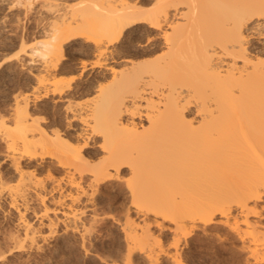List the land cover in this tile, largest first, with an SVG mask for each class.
Here are the masks:
<instances>
[{"label": "bare ground", "instance_id": "obj_1", "mask_svg": "<svg viewBox=\"0 0 264 264\" xmlns=\"http://www.w3.org/2000/svg\"><path fill=\"white\" fill-rule=\"evenodd\" d=\"M34 1L51 18L36 41L20 43L34 84L13 96L7 118L0 111V222L9 226L0 227V264L50 252L60 236L109 263L96 246L103 202H116L121 187L130 196L114 216L123 264H264V152L258 138L249 144L242 99L264 67L260 0H216L251 11L199 9L203 0H79L69 3L76 15L62 0L19 3ZM210 29L228 37L207 40ZM64 65L78 75L65 80ZM11 66L0 61V87ZM43 100L54 117L32 112Z\"/></svg>", "mask_w": 264, "mask_h": 264}, {"label": "rangeland", "instance_id": "obj_2", "mask_svg": "<svg viewBox=\"0 0 264 264\" xmlns=\"http://www.w3.org/2000/svg\"><path fill=\"white\" fill-rule=\"evenodd\" d=\"M5 1V2H4ZM15 3H16V1H17V3L16 4H18L17 6H16V4H15V6H14V8H12V6H11V9L9 8V10H8V8H7V6L8 5H11L12 3H11V1L9 0H0V24H1V22H2V25H0V27H2V28H0V57H3V58H5L6 59V57H9V59H7L8 60V62H7V64L8 65H12L13 63H17L16 65H14V66H11L12 67V69H11V72H12V77H13V75H15V72L17 73L13 78L11 77V78H9L8 80H7V82H9L8 83V85H7V83L4 85V86H7V87H4V86H1L0 87V111H2L1 112V114H3V115H1V116H4L5 118H7L6 116H5V114L6 115H8V109H9V107H10V105H11V103H9V102H11L12 100H13V98L15 97V95L17 94L18 96H22V94H24L25 92H26V90H31L32 88H31V86H32V84H34V79L31 77V75L28 73V70H29V68L26 66V65H29L28 64V62H26V58H28L26 55H25V53L23 52H20L19 53V51L21 50L20 49V43H21V41H22V39L23 40H27L26 42L27 43H32V42H34V40L35 39H37V38H39L38 36H40V35H42V34H39V33H41V31L45 28V27H47V25L49 24V21H51V18L49 17V15L47 14V11L45 10V11H42L43 10V8L42 9H38V8H40L39 7V3H38V1H34V2H32V4H31V6L30 5H26L25 3L26 2H28L29 0H26V2L24 3L26 6H27V8L28 9H31L30 11L25 7V6H21V2H22V5H23V1L22 0H13ZM12 1V2H13ZM19 1H20V3H19ZM55 1V0H54ZM59 1V3H60V0H58ZM62 1H64V5L66 6V5H68V6H70V7H68L69 8V14L68 15H70L72 12H73V14H74V11H72L71 12V5H76V3H77V1L78 2H80L79 0H62ZM76 1V2H75ZM84 1V0H83ZM2 2V3H1ZM65 2H68V3H66L65 4ZM33 3H35V4H33ZM61 3H63V2H61ZM71 5H70V4ZM73 3V4H72ZM3 4V5H2ZM5 4V5H4ZM13 5V4H12ZM20 5V6H19ZM33 5V6H32ZM28 6H30V7H28ZM34 6H36V7H34ZM78 8H79V5H76ZM27 9H25V8ZM34 9V8H37L38 10H39V13L38 12H34V10H32V8ZM67 7V6H66ZM75 10V9H74ZM40 11H42V12H40ZM77 11H79V10H77ZM75 12H76V10H75ZM35 13V14H34ZM40 13H42V14H40ZM45 13H46V15H45ZM23 14V15H22ZM45 15V17H44V15ZM26 15H28V16H26ZM74 15H76V14H74ZM6 16V17H5ZM19 16V17H18ZM48 17V19L46 20V18ZM8 18V19H7ZM18 18V19H17ZM60 18V17H59ZM59 18H57L58 20L57 21H60V19ZM20 19V20H19ZM40 19V20H39ZM50 19V20H49ZM44 20V21H43ZM19 21V22H18ZM21 21V22H20ZM29 21V22H28ZM4 22V23H3ZM43 22V23H42ZM19 23V24H18ZM45 23V24H44ZM48 23V24H47ZM4 24V25H3ZM37 24H39V25H37ZM47 24V25H46ZM19 25V26H18ZM24 25V26H23ZM39 26V27H38ZM41 26V27H40ZM45 26V27H44ZM5 28V29H4ZM36 29V30H35ZM6 30V31H5ZM23 30V31H22ZM34 34V35H33ZM8 35V36H7ZM9 36H10V38H12V39H10L9 38ZM35 37V38H34ZM9 40V41H8ZM4 41V42H3ZM36 41V40H35ZM10 43V44H9ZM31 45V44H30ZM17 49V50H16ZM20 49V50H19ZM22 51V50H21ZM15 52H16V54H15ZM11 55H10V54ZM21 54V55H20ZM22 54H24L23 56H22ZM13 55H17V57L16 58H18V60L15 58V56H13ZM10 56H11V58H10ZM22 56V57H21ZM26 56V57H25ZM88 58H90L91 56L89 55V56H87ZM22 58V59H21ZM15 59V60H14ZM21 59V60H20ZM24 59H25V62H24ZM12 60H14V62H12ZM0 61H2V60H0ZM16 61V62H15ZM27 61H29V58H28V60ZM10 62V63H9ZM23 62H24V64H23ZM26 63V64H25ZM19 65H23V67H24V69H23V67H19ZM64 67V68H63ZM73 69H72V68ZM62 69V72H61V70H60V74L62 75V77L65 79V80H69L70 78H72L74 75L76 76V75H78V73H79V70H77L76 71V69L77 68H75V67H73V66H71L70 65V67H69V65H64V66H62L61 67ZM14 69H15V71H14ZM17 69V70H16ZM27 69V70H26ZM30 70H31V68H30ZM32 71H33V69H32ZM36 71V70H35ZM74 74H73V73ZM78 72V73H77ZM26 74V75H25ZM72 75L71 77H70V75ZM24 75L26 76V77H24ZM30 75V76H29ZM28 76V77H27ZM17 79V80H16ZM32 80V81H31ZM16 81V82H15ZM30 84V85H29ZM27 85H28V87H30V89H28V87H27ZM21 88V89H20ZM7 89V90H6ZM16 92V93H15ZM21 92V93H20ZM24 92V93H23ZM15 93V94H14ZM20 94V95H19ZM16 95V96H17ZM14 96V97H13ZM12 97V98H11ZM83 98H84V100L86 101V102H89L90 100H91V95H84V96H82ZM12 99V100H11ZM82 99V98H81ZM80 98H79V102H81L82 100H81ZM81 100V101H80ZM44 101H45V103H44ZM13 102V101H12ZM83 102V101H82ZM36 104V106L35 107H33L32 108V105L34 106V102H32L31 103V109H33L32 110V112H35V109H36V112L37 113H35V115L37 114V116H40L39 118H42V117H54V115H53V113H54V111L49 107L50 105V103H49V101H47V100H43V101H38V102H35ZM40 103V104H39ZM39 104V105H38ZM44 104V105H43ZM46 104V105H45ZM48 104V105H47ZM9 106V107H8ZM41 106V107H40ZM43 106H44V108H43ZM47 106V107H46ZM5 107H7V108H5ZM47 109H46V108ZM39 108H41L40 109V111L39 110H37V109H39ZM3 109H5L6 111H4ZM46 109V110H45ZM49 110V111H48ZM4 111V112H3ZM42 111V112H41ZM48 111V112H47ZM34 115V114H33ZM34 115V117H36ZM1 116H0V118H1ZM4 117H2V118H4ZM3 148H2V145L0 144V160L2 159V156H3ZM114 191L116 192V194L118 195V198H117V201L116 202H113V201H110V200H104V202L106 201V203H104L103 202V208L102 209H104V221H102V225H103V222H104V229L106 230H104V240H103V242L102 243H99V245H97L96 247H97V253L98 254H100L99 256L100 257H103L105 254H106V256L105 257H108L107 259L106 258H104V260H107L109 263H105V262H102L101 261V259L102 258H100V259H98V257H96L95 259L92 257H90V259H87L88 257L86 256V255H84V252L83 251H81L80 250V248H77V246H73L75 243H74V241H72L71 239L72 238H70L69 236H64V237H66L67 239H68V241H66V240H64L65 238L63 237V236H60V237H57L56 239H58L59 241H56V239L54 240V242L56 243L57 242V244H53V245H51L49 248H47V249H50V252L47 250V251H44L45 253H40V255L38 256V255H34V258H33V256L31 257V258H29V260H26L25 261V259H24V261H23V258H19L18 260H17V258H16V261L17 262H19V264H24L23 262H25V264L27 263V264H123L124 263V261H122V259L124 260L125 259V246H124V243H123V241L120 239V235H119V228H120V224L119 223H117L116 222V218H118V216H119V213L121 214V212H120V210L122 209V205L121 204H125L126 206H127V204H130V202H129V191L125 188V187H121V188H118V189H114ZM109 201H110V203H109ZM119 201V202H118ZM118 202V203H117ZM122 202V203H121ZM112 203V204H111ZM117 204V205H116ZM105 205V206H104ZM113 209H111V208ZM116 208V209H115ZM111 210V211H110ZM124 210V209H123ZM108 211V212H107ZM112 211H113V213H112ZM116 212H119V213H117L118 214V216H117V214H116ZM264 212V211H263ZM107 214V215H106ZM122 215V214H121ZM264 214H262V218H261V216H260V218H259V216L257 215L256 217H252V218H254V219H257V218H259V220L262 222V223H264V216H263ZM107 216V217H106ZM116 218H115V217ZM115 219V220H114ZM106 220V221H105ZM114 221V222H113ZM0 223H2V224H0V227H2V228H0V229H2V230H4V229H6V230H8L7 228H9V226L7 227V225H6V223H4V222H0ZM166 224H168V225H170V222H166ZM115 225V226H114ZM112 226V227H111ZM6 227V228H5ZM119 227V228H118ZM6 230H4V231H6ZM111 230V231H110ZM1 232H3V231H1ZM117 232V233H116ZM166 235H169V233L168 232H166L165 233ZM108 235V237H106ZM63 237V238H62ZM108 238V239H107ZM66 242H70V243H66ZM60 243V244H59ZM103 243H105V244H103ZM197 245H201L200 244V242L199 241H196L195 242ZM195 243H193V246H194V244ZM103 244V245H102ZM238 245H240V242L239 243H237ZM57 245V246H56ZM76 245V244H75ZM102 245V246H101ZM53 246H56V247H53ZM98 247H99V249H98ZM96 249V248H95ZM111 249V250H110ZM106 250H107V252H106ZM83 252V253H82ZM222 252L225 254V255H232V256H236L235 254V252H232L230 249H228V248H223L222 249ZM109 253V254H108ZM122 253H123V255H122ZM43 256H42V255ZM81 254V255H80ZM111 257H110V256ZM85 256V257H84ZM124 256V257H123ZM20 259H21V261H22V263H21V261H20ZM35 259V260H34ZM92 259V260H91ZM94 259V260H93ZM111 259H113V262H111ZM31 260V262H29ZM37 260V261H36ZM96 260V261H95ZM115 260V261H114ZM118 260V261H117ZM205 260H207V264H209V261H211L210 259H205ZM204 259H202V261H205ZM16 261H15V259H13V261L11 262V264L12 263H16ZM106 261V262H107ZM116 261H117V263H116ZM122 263H121V262ZM29 262V263H28ZM102 262V263H101ZM118 262H120V263H118Z\"/></svg>", "mask_w": 264, "mask_h": 264}, {"label": "snow or ice", "instance_id": "obj_3", "mask_svg": "<svg viewBox=\"0 0 264 264\" xmlns=\"http://www.w3.org/2000/svg\"><path fill=\"white\" fill-rule=\"evenodd\" d=\"M199 9L207 8H231L239 9L243 11H251L255 5L254 4H233V3H219L216 0L209 2V0H203L197 6ZM260 9L264 12V0H260ZM261 19L264 20V15L261 16ZM228 37V33L223 29H210L207 33L206 39L216 42L223 41ZM145 43H151L147 38L144 40ZM134 51L129 50L126 55H133ZM0 60H3L5 63L8 62L7 59L0 57ZM84 75H87L85 71ZM247 87L251 90L250 94L246 97H243V103L246 107L250 119L249 127V144H256L257 138L259 139V147L262 152H264V67L261 68V75L257 85V81L254 77L249 78L247 81ZM257 87H258V96H257ZM236 93L240 92V89L237 88L234 90ZM242 163L249 164L250 162L244 159ZM3 259V257H0Z\"/></svg>", "mask_w": 264, "mask_h": 264}]
</instances>
